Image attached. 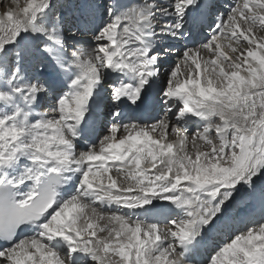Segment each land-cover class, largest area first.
<instances>
[{"label": "bare ground", "instance_id": "obj_1", "mask_svg": "<svg viewBox=\"0 0 264 264\" xmlns=\"http://www.w3.org/2000/svg\"><path fill=\"white\" fill-rule=\"evenodd\" d=\"M21 1L0 0V40L4 41L0 45V67L4 66L0 69V134L5 128L18 132L21 151L27 156L62 161L80 157L88 172L89 190H66L41 223L27 227L12 247L0 250V264H178L180 258L188 264H204L206 259L192 256L203 254L204 242L214 238L222 243L223 225L232 235L249 220L246 218L256 205L264 209V161L252 157L247 162L254 149H264L258 138L259 125L253 124L264 113V0L236 2L235 12L243 8L249 11L247 6L252 4L251 11L242 14L246 17L241 20L236 16L245 35L233 24L232 4L224 21L233 23H223L222 29L230 38L223 40L224 45L222 39H214L221 45L214 51L202 43L196 46L199 40H194L195 48L187 53L189 59L183 49L163 46L177 44L172 37L181 34L179 26L197 29L206 12L221 13L219 7L225 8L219 4L222 0H205L200 7L194 4L184 12L181 0H163V7L157 0L149 4L133 0L129 9L128 0H118L126 10L119 25L125 26L115 29L110 37L112 23L107 13L102 20L107 26L99 34L96 29L101 22L93 28H81L67 5L61 4L59 9L60 1L65 0H25L26 5ZM71 3L70 7L79 4L78 0ZM71 23L78 26L77 32L70 31ZM132 25H143L140 38L128 32ZM231 37L242 44L227 48ZM141 40L147 42L142 48ZM23 41L25 46L20 45ZM105 45L114 55L110 71L101 64L106 56L98 49ZM49 46L53 55L47 50ZM11 49L24 54L21 69L12 68ZM161 50L164 54L153 60ZM57 59L60 65L55 64ZM174 60L179 67H173ZM64 62L73 66L77 75L66 80L69 87L52 85L49 77L56 76ZM169 75L168 97H158L157 91L167 85ZM177 80H181L180 86ZM118 82L127 97L155 96L147 108L163 101L173 104V110L185 105L183 114L162 117L161 110L156 122L139 124L138 118L118 121L119 108L111 107L109 112L116 110L112 118L115 125L106 133L91 113L99 108L98 98L110 100ZM68 91L80 102L76 108L59 99ZM48 96L51 100H46ZM216 97L228 103L220 106L217 116L207 112L211 108L208 99ZM120 104L125 105L126 100ZM197 126L202 129L196 130ZM6 149L0 141V152ZM203 149H211L228 163H216ZM205 201L214 211L202 226L191 228L186 240L175 243L168 225L157 228L161 218L173 210L189 219L207 215ZM243 208L246 212L241 214ZM238 235L234 244L244 253L264 252V221ZM183 250L191 256L184 257ZM211 264L227 263L216 256Z\"/></svg>", "mask_w": 264, "mask_h": 264}, {"label": "rangeland", "instance_id": "obj_2", "mask_svg": "<svg viewBox=\"0 0 264 264\" xmlns=\"http://www.w3.org/2000/svg\"><path fill=\"white\" fill-rule=\"evenodd\" d=\"M63 1V0H62ZM74 2L75 0H65V1H63V2H61L60 1V3H59V6H60V8L59 9H61V4H65V5H67L68 6V9L72 12V14L71 15H74L73 14V12L74 13H76V15H75V18L78 20V14H79V10H78V8L80 7V3H81V1L82 0H78V2H79V4H78V6H76V5H74V6H72V7H70L71 5H73L74 3H71V2ZM86 2L84 3V4H82L81 5V8L83 7V8H85L86 9V11L88 12L89 11V6H94V7H99L98 5H102L103 6V8L105 9L103 12H102V17H105V18H103V19H106V17H108V15L107 14H111V13H109V11L111 10V11H113L114 10V8H115V6H114V3H113V7H112V9H111V6H109V3H110V1L111 0H106V2H105V0H97V2L99 3L98 5H97V2H94V0H85ZM148 1H150V0H143V2H145V3H147V4H149L150 2H148ZM175 2H176V0H174ZM202 1V0H201ZM236 0H222V1H220L219 2V4L220 5H222V6H225V9H223V8H221V11H224V12H221V14L219 15V16H206V18H205V20L206 21H209V23H210V26H206L205 28H204V32L203 33H200L197 37L199 38V42L200 43H202V44H204V46H205V48H210L211 50H213L214 51V49L215 48H218V49H220L221 48V45H219L218 43H217V41H213L214 39H222L221 40V42H222V44L224 45V42H223V40L225 39V40H227L228 38H230V36H227L228 38H225V36L226 35H222V33L220 32V30L223 28V26H222V23H223V21H224V19L226 18V15H225V13H226V10H228V8L230 7V6H232V4H234V2H235ZM238 2H240L241 0H237ZM181 2V4H186L187 3V1L186 0H181L180 1ZM21 3L23 4V5H26L27 3H25V0H22L21 1ZM20 3V4H21ZM2 6H4V3L2 4ZM153 7H156V6H153ZM55 8H56V6H55ZM156 9V8H155ZM235 10H236V8H234L233 9V12H235ZM171 11H173V10H171ZM244 11V10H243ZM243 11H237L236 12V14L234 13V14H232V17L234 18H232V20H235V22H236V24H237V27H238V29L240 30V32L239 33H241V34H244V32L241 30V28L239 27V19H236V16L238 15V16H240V19L242 18H244V17H246V16H242V12ZM251 11V10H250ZM245 12V11H244ZM107 13V14H106ZM255 13H256V11H255ZM263 11H262V16H263V18H264V15H263ZM56 14H58V13H55V15ZM66 17V15L64 14L63 16H62V18H65ZM115 17V14H113V18ZM121 18H123V15H122V13L121 12H119L118 14H116V19H115V21L112 23V27H111V29L110 30H113V29H116L117 31H120V30H122V28L124 27V26H120L119 24H120V19ZM241 19V20H242ZM80 20V19H79ZM109 21H111L110 19H109ZM83 22V21H82ZM84 22L85 23H88V24H92L93 26H95L96 24H97V20H96V18H90V19H87V20H84ZM76 22H74V24H75ZM227 23H232V22H230V20L229 21H227L226 23H225V25L227 24ZM73 23H71V26H70V28H71V30L70 31H76L77 30V26H75ZM76 24H78V22L76 23ZM244 24H247V22H245ZM262 24H264V22L262 23ZM119 25V26H118ZM107 26V23H104V24H101L100 25V27H99V34L102 32V29L104 28V27H106ZM216 26V27H215ZM215 27V28H214ZM21 29V28H20ZM20 29H18V30H16L15 32H19L20 31ZM163 29V31L164 32H168L167 31V28L166 27H163L162 28ZM14 32V33H15ZM17 32V33H18ZM77 32V31H76ZM75 32V33H76ZM190 32H191V30L189 31L188 29L187 30H185L184 32L182 31L181 32V34H178V36H177V38H173L172 37V39H175V40H172V41H174V42H177V44L176 45H164L163 46V49H169V50H174V49H183L184 51H186L185 52V56H187V53H189V50L190 49H194L193 47H190V48H186L185 47V44H186V42H187V39H188V37H189V35H190ZM169 33V32H168ZM167 33V36H168V38H171L170 36L171 35H169ZM183 33V34H182ZM99 34H97V35H99ZM160 35V34H159ZM166 35V34H165ZM245 35V34H244ZM102 37H107V36H102ZM21 38H22V36H21ZM203 38H205L204 39V41L203 42H201L200 40H202ZM104 41H107V38H105L104 39ZM161 41V40H160ZM164 41V40H163ZM4 42L3 40L1 41L0 40V45H2V43ZM181 42V43H180ZM210 44H209V43ZM226 42V41H225ZM14 43V42H13ZM25 43H26V41H23V43H21L20 45H24L25 46ZM30 43V42H29ZM230 43V44H229ZM103 44V43H102ZM180 44H183V45H180ZM227 44V48H229L230 46H232V45H236V44H242V41L240 42V41H237V39L236 38H232L231 37V39H229L228 40V43H226ZM107 47L108 46H106L105 45V49H107ZM98 49L100 50L101 48L100 47H98ZM168 50V51H169ZM193 50H190V52H192ZM222 52H223V50H221ZM214 53V52H213ZM9 54H10V56H11V59H12V68L13 69H21L22 68V66L24 65V57H23V54H22V52L21 51H18L17 49H11V50H9ZM159 56L161 55V54H164V51L163 50H161V51H159ZM166 54H169V53H166ZM234 55H236V54H234ZM188 57V56H187ZM188 59H189V57H188ZM171 61V60H170ZM169 61V62H170ZM190 62L191 63H194V61H193V59H191L190 58ZM173 63H174V65H173V67L174 66H180V64H179V62H177L176 60H174L173 61ZM196 63V62H195ZM215 64H216V62H215ZM197 66V65H196ZM236 66H233V68H235ZM223 70H220V72H222ZM205 78V77H204ZM177 82L178 83H180L181 81L180 80H177ZM169 84L171 85V75H169V79H168V82H167V85H164L163 86V90L161 91L162 93H167V89L169 90ZM218 101H217V100ZM210 101H212V102H210ZM214 101V102H213ZM255 102H256V100H255ZM210 106H211V108H210V110H208L207 109V112L209 113H213V115H216L217 116V114H218V112H219V109H220V106H227L228 105V103H227V101H225L224 102V100H221L220 98H218V97H216V98H211V99H208V102H207ZM223 103V104H222ZM213 104V105H212ZM237 105H240V102H238V103H236ZM161 107H163V106H161ZM215 111V112H214ZM209 113V114H210ZM175 114H176V116H179L180 114H181V111H177V112H175ZM238 115V114H237ZM263 116V117H262ZM260 119V120H259ZM178 120V122L180 121V119H177ZM260 121H262L261 123H260ZM148 122V123H147ZM154 122H156V120H154V119H151V120H149V121H144V120H141V123L142 124H144V123H147V124H152V123H154ZM181 122V121H180ZM264 113L263 112H261V114L258 116V118H255L254 119V121H253V124H254V126L255 127H257L258 125V127H257V132H258V138H259V140L261 141V144H262V147H264V141H263V138H264ZM141 123H139V124H141ZM180 126H181V124H180ZM262 126V127H261ZM199 127V130H201L202 128H201V126H197V128ZM193 129H192V132L193 131H195V129H194V127H192ZM196 128V129H197ZM262 132V133H261ZM261 134V135H260ZM262 134H263V136H262ZM239 136L241 135H243V134H241L240 132H239V134H238ZM206 141V140H205ZM209 143H210V141H208ZM263 142V143H262ZM201 145V144H200ZM201 147H202V145H201ZM203 148V147H202ZM209 149H203V151H205V152H208L209 154L208 155H210V157H211V160H216V163L219 161V160H223V161H225V162H227L228 163V160H227V158H223V156H219V154L218 153H216V155L215 154H213V153H211V149L208 151ZM216 152H217V149H214ZM258 150V151H257ZM262 150H264V149H254V151H253V154H256V155H254V156H250L251 158L253 157V158H260V159H262L263 161H264V151H262ZM255 152V153H254ZM259 154H261L260 156H259ZM218 156V157H217ZM197 157H198V155H197ZM250 157H248L247 158V162L248 161H251V160H253V158L251 159ZM220 158V159H219ZM216 163H215V165H216ZM224 165H225V163H224ZM191 167V166H190ZM214 169V168H213ZM236 173H237V171H239V168H236V170H234ZM233 171V172H234ZM204 219L206 218V217H203ZM180 221V220H179ZM178 220L177 221H174V220H170V222H168V223H166V224H162V225H159V226H157V228H159V227H161V226H167V225H175V226H178L177 224L178 223H180ZM170 228V227H169ZM118 237H119V235H117ZM235 236V235H234ZM117 254H118V252H116Z\"/></svg>", "mask_w": 264, "mask_h": 264}]
</instances>
